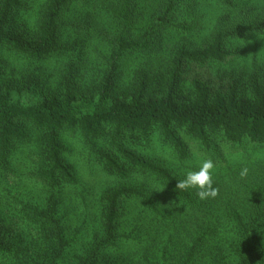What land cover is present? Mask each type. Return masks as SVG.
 Masks as SVG:
<instances>
[{
  "label": "trees",
  "instance_id": "obj_1",
  "mask_svg": "<svg viewBox=\"0 0 264 264\" xmlns=\"http://www.w3.org/2000/svg\"><path fill=\"white\" fill-rule=\"evenodd\" d=\"M207 2L224 13L203 43L190 44L184 35L203 28ZM73 3L107 16L112 28L102 36L140 63L119 95L111 74L89 95L67 82L34 103L0 91V264H264V67L224 91L198 78L186 97L179 91L185 66L223 63L236 54V39L261 30L256 6L44 0L30 31L18 20L29 0H0V50L34 61L66 52L62 28ZM66 136L112 180L96 197L94 219L87 213L74 228L64 194L78 174ZM218 141L237 152L221 165L212 159L218 196L176 189L195 154L214 157ZM28 181L37 194L20 192Z\"/></svg>",
  "mask_w": 264,
  "mask_h": 264
},
{
  "label": "rangeland",
  "instance_id": "obj_2",
  "mask_svg": "<svg viewBox=\"0 0 264 264\" xmlns=\"http://www.w3.org/2000/svg\"><path fill=\"white\" fill-rule=\"evenodd\" d=\"M43 1L29 0L27 13L18 19L19 22L26 24L30 31L35 28V19ZM247 4L256 6L257 12L264 20V0H247ZM79 10L83 11L84 8L77 3H73L66 10L62 28L63 38L68 46L66 52L34 61L0 50V91L8 89L24 102L34 103L53 90L62 91L67 82L77 94L89 95L99 90L103 79L108 74H111L116 82L113 92L119 95L124 91L140 61L124 55L118 56L113 46L102 36L103 33H107L103 31L104 28H112L107 16L88 12L80 13ZM200 12L203 28L193 34H186L183 38L194 45H199L206 40L212 25L218 18L220 20V15L224 13L214 2L202 4ZM95 24L101 26L100 31L99 27L94 28ZM183 39L178 41H184ZM234 44L237 48L236 54L223 63L211 62L203 66L194 64L185 66L179 88L181 96L186 97L189 94V84L193 78L202 80L211 90L224 91L234 82L244 84L252 72L264 67V24L258 33L244 34L236 39ZM64 144L67 157L74 164L78 174L77 183L64 194L67 219L71 228H74L81 224L87 213H89V221L91 218L94 219L96 197L100 189L110 185L112 180L101 171L80 142L66 136ZM216 147L214 157L196 153L194 159L186 165L185 174L188 170L198 171L202 157L207 159L218 157L219 165H221L227 159L237 155L234 149L225 147L220 141L217 142ZM232 152L233 155H231ZM16 153L17 156H22V151H16ZM217 177L219 178V175ZM21 188L20 192L23 195L38 193V186L30 181L25 182V185L22 184ZM83 195L85 198L82 197ZM71 233H73L72 230ZM121 250H124V246L114 254H119Z\"/></svg>",
  "mask_w": 264,
  "mask_h": 264
},
{
  "label": "clouds",
  "instance_id": "obj_3",
  "mask_svg": "<svg viewBox=\"0 0 264 264\" xmlns=\"http://www.w3.org/2000/svg\"><path fill=\"white\" fill-rule=\"evenodd\" d=\"M216 164L212 159H205L200 163L199 170H188L184 179L178 180L176 189L188 191L196 190V196L200 200L215 199L219 194V187L214 186V171ZM249 169L244 166L240 169L239 176L245 179Z\"/></svg>",
  "mask_w": 264,
  "mask_h": 264
}]
</instances>
